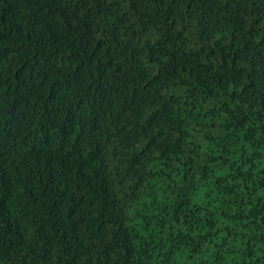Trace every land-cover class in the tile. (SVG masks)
<instances>
[{
    "label": "trees",
    "instance_id": "trees-1",
    "mask_svg": "<svg viewBox=\"0 0 264 264\" xmlns=\"http://www.w3.org/2000/svg\"><path fill=\"white\" fill-rule=\"evenodd\" d=\"M0 264H264V0H0Z\"/></svg>",
    "mask_w": 264,
    "mask_h": 264
}]
</instances>
